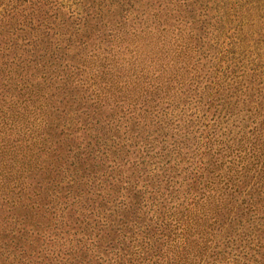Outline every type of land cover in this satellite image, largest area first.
Masks as SVG:
<instances>
[{
  "label": "trees",
  "instance_id": "1",
  "mask_svg": "<svg viewBox=\"0 0 264 264\" xmlns=\"http://www.w3.org/2000/svg\"><path fill=\"white\" fill-rule=\"evenodd\" d=\"M240 1H234L226 15L240 14L238 22L228 19L225 28L240 35L232 46L231 40L225 43L217 35L199 38L201 58L212 69L203 73L202 81L192 87L199 76L193 74L192 82L188 77L170 80L178 87L161 89V79L154 84L143 73L137 75V86L129 95L115 96V108L110 107L113 112L106 113L104 121L93 115L107 105L106 94L117 82L113 68L96 64V59L88 62L94 71L85 73V89L77 78L81 93L76 84L68 85L83 72L78 71L83 62L73 65L64 57H50L52 64L64 62L63 81L57 85L51 75L48 81L41 77L43 81L31 82L22 81L23 75L6 76L11 79L10 99L4 97V83L0 157H10V170L19 174L40 171L25 199L28 209L44 212L35 224L24 217L26 210L16 215L12 223L18 228L5 237L18 251L14 255L5 247L0 264H227L217 247L230 241H238L236 247L248 256L243 263L264 264V97L259 88L264 77L257 69V64L263 66L257 59L264 52L253 58L246 44L264 41L247 16L249 1L262 8L260 0ZM240 37L243 50L233 47L241 43ZM203 44L211 49L217 45L221 55L202 50ZM237 58L256 63L247 71L235 70ZM246 74L251 76L245 79ZM182 83L189 84L179 99L175 94ZM172 96L177 100L171 103ZM250 97L260 100L258 106L250 105ZM180 102L181 113L175 118L169 107ZM137 106L140 113H135ZM116 110L124 111L123 117L115 119ZM98 122L107 129L89 132ZM136 123L148 126L136 130ZM78 130H85V139L82 135L76 140ZM25 137L30 143L21 142ZM126 164L130 166L124 175ZM20 186L13 184L14 189ZM30 195L36 198L33 203ZM54 209L60 211L57 221ZM9 255L14 258L6 263Z\"/></svg>",
  "mask_w": 264,
  "mask_h": 264
},
{
  "label": "rangeland",
  "instance_id": "2",
  "mask_svg": "<svg viewBox=\"0 0 264 264\" xmlns=\"http://www.w3.org/2000/svg\"><path fill=\"white\" fill-rule=\"evenodd\" d=\"M234 1L243 2L240 0H0V86L4 83L6 85L4 97L7 100L10 99L7 88L10 87L8 84L11 83V79L5 80L6 76L14 78L23 75L22 81L31 82L43 81L42 78L48 81L49 77L47 76L51 75L53 76L51 81L55 80V85L60 84L63 81L61 78L64 76L63 72H65L64 62L58 60L52 64L50 57L54 56L64 57L65 60H69V63L77 66H79V61L83 62L82 67L78 69V71L83 70V72L71 77L70 81L72 82H69L68 85L76 84L75 89H78V93H81V91L79 92L81 84L84 85L85 89L84 78H86V74L94 71L88 66L90 60L96 59V64L97 62L98 64L104 63L113 68L114 79L117 83L113 82V87L106 94L105 102L107 105L104 104L101 107L99 114L95 110L93 115L95 119L101 118V121L102 119L104 121L102 117H105L106 113L113 112L110 111V107L115 108V96L129 95L132 88L136 87L141 80L138 76L141 77L142 73L143 76H146L145 80L151 79L154 84L158 79H161V89L178 87L170 80L180 82L186 77L190 79L193 74L199 75L194 76L195 84L190 79L193 87L198 84L197 81H202L205 71L212 70L209 68L210 64L205 63L206 60L201 58V55H204L200 48L199 38L201 35H206L209 39L210 35H217V38L225 39V43L227 42L226 39H229L231 40L230 46L240 36L236 31L226 32L225 30L228 19L237 21L240 18L238 12L235 16L226 17L228 8ZM260 1L261 3H259ZM260 1L257 2L261 4L262 9L255 8L256 3L253 1H249L250 4L247 7V16L255 21L257 28H259L257 35L259 33L264 34V0ZM233 13L236 12H229V14ZM217 14L218 16L215 18L214 16ZM208 21L211 25L207 27ZM243 22L245 21L243 20ZM245 28L246 25L240 27L241 33ZM226 36L230 37L226 38ZM247 36L249 39L252 38L249 33ZM240 38L242 39V37ZM240 42V44L236 42L237 44H234L233 47L237 50H243L245 41L242 39ZM246 44L251 50L253 58L264 52L263 40L254 45L251 41H247ZM205 48H210L217 56L221 55L217 45L215 49H211L208 44H203L202 50ZM224 54H227L226 51ZM199 58L200 61L198 62ZM84 60L87 62L86 67H84ZM233 60L236 66L234 67L235 70L239 71H247L256 63V61L251 62L245 58ZM257 61L263 65L257 64V69L262 71L264 77V53ZM57 63H60V66ZM57 73L59 76L54 77ZM247 76H251V74H246L245 79ZM253 76L254 74H252V78ZM78 77L82 79L81 84L77 81ZM134 77L137 78L134 79ZM121 80L127 81L126 84L121 83ZM17 81L15 79L14 83ZM187 84L189 83L183 84L182 89L179 85V91L175 94L176 97L179 99L184 97L181 91L187 88ZM150 85L152 84L150 83ZM114 86H116L115 89ZM262 86L264 83L259 87L264 97ZM117 89L119 92L114 95L112 92ZM175 96L169 99L171 103L177 100ZM147 99L150 100L149 94ZM249 102L250 105L256 107L260 100L256 97H250ZM180 104L181 102L178 107H174V104L169 107V109L174 110L175 118L181 113ZM261 104H264V101ZM123 112L116 110L113 117L115 119L116 116L123 117ZM135 113H140L138 106ZM141 114L137 115L138 119H140ZM146 122L150 124L148 115ZM146 126L148 125L142 126V124L136 123L134 128L138 130ZM88 129L93 134H99L107 128H104L102 122H98L92 123ZM84 131L78 130L75 133L79 136V138L76 136V140H80L82 135H84V139L86 138ZM21 142L30 143L27 137ZM9 163L10 157L6 155L0 157V262L2 257L5 258L7 254L3 250L5 247L13 251L14 255L18 251L15 247L8 246L9 239L5 237L9 235L10 229L18 228V224L12 223L16 215H21L26 210L24 217H27L30 223L33 221L35 224L39 222L38 220L44 212V208L32 207L28 209V201L25 199L26 193L39 180L37 176L40 171L36 169L29 174H19L16 169L10 170ZM129 166L126 164L123 167L124 175L128 173L126 169ZM27 183L31 184L27 185ZM13 184L14 186L20 184L21 186L14 189ZM30 196L29 202L33 203L36 198ZM12 202L14 203L13 208ZM52 213L57 221L60 211L54 209ZM7 215L8 217L12 216V218L10 217L8 221H5ZM91 222H94L93 219ZM81 228L84 226L81 225ZM59 230H56L57 235H61L60 232H57ZM229 230L226 229V231ZM72 232L71 229L70 233ZM238 232H242V229H239ZM20 234L23 235V231H20ZM30 238L32 239V237ZM84 243L89 245L85 239ZM237 243L239 242L230 241L229 244L223 245L220 242L217 247L227 259V264H246L243 262L248 256L240 252L243 250L236 247ZM92 249L95 250V248ZM87 252L90 253V251ZM251 253L255 255L253 258L259 259L257 254ZM13 258L14 256L9 255L6 263Z\"/></svg>",
  "mask_w": 264,
  "mask_h": 264
}]
</instances>
